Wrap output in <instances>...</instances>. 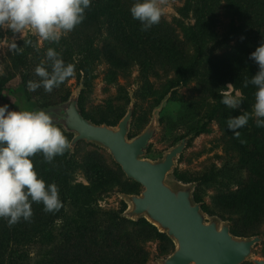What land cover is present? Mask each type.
I'll use <instances>...</instances> for the list:
<instances>
[{
    "label": "trees",
    "instance_id": "obj_1",
    "mask_svg": "<svg viewBox=\"0 0 264 264\" xmlns=\"http://www.w3.org/2000/svg\"><path fill=\"white\" fill-rule=\"evenodd\" d=\"M135 2L137 0H91V6L85 10L84 21L72 32L62 36L59 43L49 47L60 54L65 65L75 66V70L79 72L82 91L88 87L85 80L89 78L97 59L95 41L98 33L94 32V27L100 21L107 23L113 41L109 55L112 64L118 69H127L126 58L133 57L147 73L150 70L148 67L154 64L170 63L178 68L181 76V81L174 83L171 86L173 88L179 84L186 85L194 74L204 69L202 62L204 57L206 58V43L208 40H217L214 27L219 18V11L224 10L230 18L232 29L243 37L242 42L226 55L212 61L217 65L211 67L214 70H204L218 78L219 82H232L237 87L244 86V80L252 68L259 71L258 64L249 57L264 43V0H186L180 13L183 17H188L189 13L193 12L195 23L186 25L180 22V29L197 47L198 57L195 60L190 57L184 43L166 22L160 21L148 31H141V22L133 19L130 13V8ZM42 62L51 72V62L47 57L42 60L40 51H32L27 46L21 53H14L16 71L0 78V88L12 82L19 86L25 100L24 111H35L37 106L40 88L30 92L27 84L30 80L37 83L41 81L35 74V68ZM71 95H59L57 102L50 100L43 108L64 104L70 100ZM77 101L82 116L97 124L115 125L126 113L115 120L107 116L95 118L85 114L82 97ZM56 126L62 130L72 147L81 141H75L74 133L64 129L59 122ZM72 147L63 156L55 157L51 164L44 161L42 154L31 158L38 178L43 179L46 185L55 183L58 186L64 207L53 214L45 213L42 203H32V222L21 220L11 228L5 219L0 218V264H142L143 258H146L143 244L150 239L162 241L165 244L164 252H172L174 244L171 239L146 219L134 221L123 216L127 207L125 202L121 201L123 207L117 212L105 210L99 205L104 197L114 192L138 193L119 188L120 178L125 174L114 161V166L119 170L117 173L105 165L103 156L92 153L83 160L89 183L73 181L70 174L71 162L74 159ZM238 169L243 170V167L239 166ZM246 169L249 170V178L247 183L242 182V185L248 189L259 190L260 198L256 208L259 214H263L264 160L257 173L252 174L249 166ZM174 175L185 183L201 184L210 181L205 176L196 179L178 170ZM194 196L205 212L215 214L197 191ZM232 206L239 213L254 214L255 205L250 194L245 193L236 199ZM232 232L241 236L257 235L253 232V227L233 228ZM133 233L138 234L140 238L135 240ZM115 248H127L133 258L129 261L115 260Z\"/></svg>",
    "mask_w": 264,
    "mask_h": 264
},
{
    "label": "rangeland",
    "instance_id": "obj_2",
    "mask_svg": "<svg viewBox=\"0 0 264 264\" xmlns=\"http://www.w3.org/2000/svg\"><path fill=\"white\" fill-rule=\"evenodd\" d=\"M185 1L169 0L161 21L166 22L173 30L186 46L190 57L195 60L198 57L197 47L180 29V22L186 25L195 23L193 12L189 13L188 17H183L180 13ZM218 17L214 27L217 40L215 42L206 40L204 49L206 58L204 57L202 67L207 68L209 72L214 70L212 66H217L212 61L235 49L243 38L232 29L230 18L224 10L219 11ZM94 32L98 33L95 41V48L98 51L95 53L97 59L90 76L85 80L88 87L82 91L79 72L75 70L74 77L66 80L51 93L45 92L43 87H40L41 94L35 111L41 110L50 100L57 102L59 95L71 93L70 101L73 94H76L78 99L82 97V105L87 116L95 118L107 116L115 120L128 111L131 97H134L136 103L130 136H135L149 125L153 110L164 100L160 111L159 129L152 136L145 157L151 160L161 158L165 151L198 130L201 125V132L188 140L178 160L176 170L185 172L196 179L207 177L210 180L207 183H194V192L197 191L211 211L215 213L207 212V217L218 215L223 220H229L231 230L253 227V232L262 238V242L254 248V253L264 257V213L259 214L256 208L259 204L260 192L256 189L249 188V190L242 185V182L246 184L249 178V170L246 167L249 166L252 174H255L264 160V127L256 126V121L260 118L255 117L253 110L255 92L258 90L256 86L249 83L245 88L244 86L237 87L232 82H219L218 78L211 76L203 69L194 74L186 85L179 84L172 88L174 83L181 81L178 68L170 63H158L148 67L150 70L146 73L137 59L128 57L126 58L128 68L118 69L109 60L110 44L113 41L107 23L100 21L94 27ZM25 41H31V44L27 46L32 51L41 52L42 60H45L47 49L54 44V42L40 39L30 30L15 34L10 30L0 29V78L7 77L10 72L16 71L15 52L9 51V45L15 42L25 49L27 48ZM257 72L252 68L244 81H250ZM228 84L234 85L244 98L237 109H229L221 103L222 97L219 95V90L225 89ZM4 105L8 106L9 111H24L25 100L17 84L12 82L0 88V107ZM61 105L52 107L48 112L53 114L51 110L60 108ZM244 112L249 114V121L245 127L238 129L240 136L237 138L227 129L226 121L230 116L238 117ZM53 123H55L54 119ZM72 151L74 159L71 162L70 174L74 182L89 183L83 160L92 153L103 156L105 165L114 172H119L109 153L94 144L80 141L72 147ZM239 166H242L243 170H239ZM170 178L173 179L174 176L171 175ZM120 185L119 188L138 193L143 190L141 185L125 176L120 178ZM118 192L104 197L99 205L105 210L119 211L123 205ZM245 193L250 194L255 205L252 215L239 213L232 206L234 201ZM132 236L135 240L140 238L138 234L133 233ZM164 246L165 244L157 239H150L143 244L146 258H143L142 264H159V259L171 253V251L164 252ZM113 256L118 261H129L133 258V254L127 248H115Z\"/></svg>",
    "mask_w": 264,
    "mask_h": 264
},
{
    "label": "clouds",
    "instance_id": "obj_3",
    "mask_svg": "<svg viewBox=\"0 0 264 264\" xmlns=\"http://www.w3.org/2000/svg\"><path fill=\"white\" fill-rule=\"evenodd\" d=\"M169 5V0H137L131 8L133 19L141 22V31H148L158 25ZM91 0H0V29L15 34L32 31L44 41L59 43L62 36L72 32L85 19V10ZM31 41H25V45ZM9 51L17 54L23 49L13 42ZM51 62V72L43 62L35 68L41 78L39 83L28 81L27 88L35 92L43 87L51 93L66 80L75 76V66L65 65L60 54L53 48L46 52ZM259 66V71L251 80L244 81L258 89L253 105L257 118L256 126L264 127V43L249 57ZM221 103L229 109H237L242 101V93L234 85L228 84L219 90ZM249 114L244 112L238 117H229L227 129L235 137L240 136L238 129L245 127ZM71 142L62 130L53 123L52 115L44 110L9 111L8 106L0 107V218L12 227L21 220L32 222L34 215L32 203H42L45 213H56L64 207L55 183L46 185L38 178L32 157L42 154L46 163H53L55 157L63 156L71 150Z\"/></svg>",
    "mask_w": 264,
    "mask_h": 264
},
{
    "label": "water",
    "instance_id": "obj_4",
    "mask_svg": "<svg viewBox=\"0 0 264 264\" xmlns=\"http://www.w3.org/2000/svg\"><path fill=\"white\" fill-rule=\"evenodd\" d=\"M77 99L73 94V101L62 106L64 116L59 123L74 133L75 141L105 149L125 176L143 187L140 193L118 192V195L127 205L124 217L134 221L146 219L173 242V251L159 259V264H264V257L254 253V248L262 242L259 235H235L229 220L218 215L207 217V212L195 200L194 183H185L174 175L188 140L201 132V125L165 151L161 158L151 160L145 153L159 129L164 100L153 110L149 125L138 135L130 136L134 97L126 114L115 125L85 119ZM59 110L51 112L56 114Z\"/></svg>",
    "mask_w": 264,
    "mask_h": 264
},
{
    "label": "flooded vegetation",
    "instance_id": "obj_5",
    "mask_svg": "<svg viewBox=\"0 0 264 264\" xmlns=\"http://www.w3.org/2000/svg\"><path fill=\"white\" fill-rule=\"evenodd\" d=\"M72 101H73V96H72V98H71V101L69 100V101H67L66 103L62 104L61 106H63V105H69ZM59 109H60V111H59L58 113H56V114H51L52 117H53V119H54V121H55V123H54L55 125H57L58 120H60V119L63 118V116H64L63 108L60 107Z\"/></svg>",
    "mask_w": 264,
    "mask_h": 264
}]
</instances>
